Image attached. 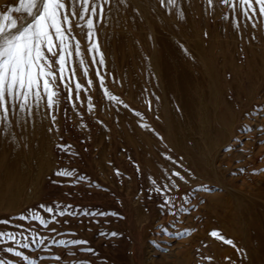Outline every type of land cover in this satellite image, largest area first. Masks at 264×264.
<instances>
[{
	"label": "bare ground",
	"instance_id": "6f19581e",
	"mask_svg": "<svg viewBox=\"0 0 264 264\" xmlns=\"http://www.w3.org/2000/svg\"><path fill=\"white\" fill-rule=\"evenodd\" d=\"M225 8L227 10L222 14ZM17 14V17L21 15ZM209 18L214 21L208 23ZM237 21L239 27L236 26ZM94 30L99 40L96 59L102 52L103 65L92 62L93 53L87 50V29L77 28L73 24V33L81 43L89 68L88 76L85 77L79 64L80 58L73 52L69 67L75 64V77L87 89L81 91L77 98L73 82L74 105L90 117L99 115L101 118H112L110 128L119 134L128 148L134 149L141 161L140 167L147 171L159 170L163 173L165 167H169L178 169L182 174L189 173L186 166L172 157L178 149L187 151L196 181L216 182L224 189L216 195L215 209L221 216L222 212L229 210L230 215L225 218L227 231L231 236L241 237L243 245L241 258L232 264H264V190L257 193H254L257 189L253 193L243 192L223 174L224 154L231 150V146L227 148L225 143V146L220 147L217 127H224L228 142L236 132L233 126L228 129L221 123L227 118L219 115L218 105L223 103L231 109L233 102L228 96L220 99L215 94L217 86L214 82V75L218 72L233 71L236 77L233 81L228 80L229 86L237 91L235 95H238V99L244 93L246 99L243 101L241 98L243 110L254 105L256 95L264 84V71L260 70L264 63V51L257 46L259 42L264 46V16L257 12L253 20L249 21L239 10L233 13L220 0H214L212 6L207 4V0H199L198 5L195 0H176L175 5L167 4V0L164 5H161L160 0H109L105 6L104 19L96 20ZM227 44L230 49H226ZM239 51L245 55L244 59L252 63L253 75L248 83L246 81L247 85L242 91L238 86L242 78L239 77L241 67L237 61ZM97 68L104 76V87L100 86L99 76L95 74ZM88 77L93 80L91 85L87 84ZM258 79L263 80L260 87ZM105 87L124 103L110 100L105 94ZM61 90L64 91L62 86ZM89 96L94 105L91 111L88 109ZM137 112L141 115H136ZM24 115L23 120L19 115H10L11 123L0 124V208L32 202L45 174L53 165L50 114L42 106L39 110L33 109L32 115ZM238 118L239 113L236 116ZM144 124L148 127H143ZM108 134L109 129L105 125L96 131V144L101 146L98 161L102 164L106 161L103 160L105 154L107 159L109 157L106 148L110 146L111 136L108 137ZM165 148L172 152L167 154ZM201 152L206 153L205 156L199 157ZM168 156L172 159L169 160ZM176 179L181 187L193 183L189 180L185 184L179 178ZM163 182H166L165 176ZM189 255L184 254L183 257L189 261Z\"/></svg>",
	"mask_w": 264,
	"mask_h": 264
},
{
	"label": "rangeland",
	"instance_id": "374dc122",
	"mask_svg": "<svg viewBox=\"0 0 264 264\" xmlns=\"http://www.w3.org/2000/svg\"><path fill=\"white\" fill-rule=\"evenodd\" d=\"M18 3L19 0H0V13L7 12L10 8L19 5ZM195 4L198 5L199 0H195ZM226 10L225 8L222 14ZM15 14V12L12 13V15ZM175 16L179 17L178 14H175ZM213 21V18L208 19V23ZM178 28L181 29V27ZM260 37L259 34L258 38L260 39ZM241 42L244 43V41ZM257 46L264 51V46L260 42ZM226 49H230V45L227 44ZM244 58L245 55L239 51L237 61L241 67L239 77H242L238 81L240 90L247 85L250 78H253L252 63ZM262 69L264 71V63L260 66L261 71ZM220 72L214 75V82L217 86L215 94L219 95L220 99L228 96L227 98L234 105L232 104L231 109H229V106L220 103L218 109H222H219L218 112L221 117L225 116L227 118V121L222 120L221 123L223 122L228 129H232L233 126L236 132L231 136L232 140L228 142V135L225 134L224 127H217L218 133L220 132V147L225 146V143L228 144H226L227 148L231 146V150H227L224 154L223 174L225 178L231 179L241 191L253 193L257 189L254 192L257 193L259 190H264V128H262L264 126V84L256 95L254 105L243 110L242 102L246 99L244 93H241L238 99V95H235L237 91L229 86V82L236 77L235 73L231 70ZM262 81V79L257 80L258 86ZM220 85L223 86V89L225 88V91H222ZM60 91L59 109L56 108L54 111L57 118L55 123L52 122L51 115H49V129H52L50 131V151L53 154V165L45 174L40 189L37 190L38 196L36 195L32 202L26 204L0 208V219L18 217L21 213L28 214V210H36L45 219H49L47 226L40 224L39 220H15L16 224L24 225L22 229L11 228L17 233V238L21 239L22 243H31L33 233H39L37 239L39 237L46 238L45 245L47 247L42 245L37 249L35 244H32V247L26 249L21 247L20 250L36 258L39 264H73V262L75 264H184L185 261L188 264H193V261L194 264H199V261L200 264H232L237 258V260L241 258L240 252L242 254L243 250L237 251V249H243L242 238L229 235L227 225H225V218L230 215L229 210H225V213L222 212L221 216L215 209L217 205L216 195L224 191L221 186L216 182L196 181L197 177L192 175L190 180L193 183L181 187L179 194L176 195V200L179 204L180 197L186 192L191 197V205H197V207H193L190 214H181L179 216L180 222L175 224V229L194 228L196 231L180 240L164 234L162 232L163 227H168L169 231L175 230L171 222L177 218L161 207L163 203L162 196L154 191H149L152 188L149 177L156 179L158 183H163V176L171 175L174 169L165 167L164 172L160 173L159 170L147 171L140 167L141 161L134 149L128 148L119 134L110 128L112 118L104 116L101 118L99 115L90 117L88 114H83L79 107H76L67 99L64 91L61 89ZM73 110L78 115H75ZM237 113H239L238 119H236ZM228 121L231 122V125ZM104 125L109 129L108 137L111 136L109 138L111 141L108 144L110 146L106 148L109 157L107 159L105 154L106 157L104 156L103 160L106 159V161L104 160L106 163L102 164L98 161L101 146L96 144L95 138L96 131L98 132ZM249 127L251 131L248 130ZM232 142L233 144H231ZM60 145H68L69 147L61 148ZM124 147L125 149H123ZM164 151L167 154L172 152L168 148H165ZM183 151L179 149L174 151L172 157L184 167L186 166L187 171L192 174L194 170L190 167L191 159L188 152ZM205 154L201 152L198 156L203 157ZM132 161L138 164L139 173L136 167L137 164ZM240 169H244V171L240 172ZM61 170L74 171L76 175L74 177L57 175ZM117 170H119V175H117ZM79 177L85 178L78 179ZM74 179H78L75 184L72 183ZM200 184L209 186L211 191L200 189L198 187ZM194 189L195 191H193ZM140 191H142V195L138 196L137 193L139 194ZM138 203L141 204L142 208H139ZM41 204L53 207L59 205L61 208L65 205H72L73 207L69 209V212L77 211L78 214L76 216L67 214L63 217L57 216L59 221L57 223L50 220L52 214L39 208ZM137 204L138 206H136ZM83 209H88L92 213L103 212L107 215H84L82 214ZM138 209L140 210L138 211ZM141 209L145 210L141 212ZM136 213H139V217L144 219H140L139 214ZM64 221H67V223ZM53 227L57 229L56 232L50 231ZM213 229L220 230L226 239L233 240L235 238L236 240H233L235 247L210 237L209 233ZM21 231L28 237L27 240L20 237L19 233ZM110 232H117L119 235L112 237L108 235ZM53 238L55 240L82 239L87 240L88 244L60 246L52 243ZM157 243H159V247H157ZM10 244L11 242H9ZM221 244L222 246H220ZM9 245H0V258H4L3 249ZM86 247H91L93 252L80 251L81 248ZM187 252L190 254L188 257H191L189 261L187 257H183L184 254H188ZM69 253H74V255H69ZM57 254L62 258L60 261L51 259ZM207 256H211L213 259L207 261L204 259ZM41 257H44V259H41ZM225 257L230 259L226 260ZM7 258L17 260L19 264H26L20 258L15 257L14 253L7 254Z\"/></svg>",
	"mask_w": 264,
	"mask_h": 264
},
{
	"label": "snow or ice",
	"instance_id": "6c2138e0",
	"mask_svg": "<svg viewBox=\"0 0 264 264\" xmlns=\"http://www.w3.org/2000/svg\"><path fill=\"white\" fill-rule=\"evenodd\" d=\"M160 3L164 5L165 0H160ZM175 3L176 0H167L169 5H175ZM213 3L214 0H207L209 6H212ZM220 3L228 6L233 13L239 10L240 14L249 21L253 20L257 12L264 16V0H220ZM108 4L109 0H19L18 7L0 13V124L11 123L10 115H19L23 120L25 119V113L32 115L33 109L39 110L42 106L51 115L52 122L55 123L54 111L61 102V86L67 94V99L73 105L75 104V101L72 100L73 82L77 98H79L81 91L87 89L79 78L75 77V64L73 63L69 67L73 52L80 58L79 64L82 66L85 77L88 76L89 68L81 50V43L73 33V24L75 23L77 28L87 29V50L93 53L92 62L103 65L105 61L102 52H99V59H96L95 53L99 51V40L94 29L96 20L102 21L104 19L105 6ZM13 12L21 15L19 17L14 16L12 15ZM225 18H227V15ZM236 26L239 27L238 21ZM95 74L99 76L100 86L104 87V76L100 74L99 68L96 69ZM92 83L93 80L88 77L87 84L91 85ZM104 91L110 100L124 103L118 96L110 94L106 87ZM91 100L92 98L89 96V111L94 108ZM136 115L139 116L141 113L137 112ZM142 126L148 127L147 124ZM248 130L251 131V128L249 127ZM161 139L163 138L161 137ZM60 147L67 148L69 146L60 145ZM167 158L172 159L170 156ZM137 171H139L138 166ZM239 171L243 172L244 169ZM119 174V170H117V175ZM57 175L74 177L76 173L61 170ZM84 178L79 177L78 179ZM176 178L187 184L192 178V174H182L181 171L173 170L171 175L165 176L166 182L163 183H158L156 179L149 177L152 184L150 191L162 196L163 203L161 207L177 218L171 222L173 229H175V224L180 222L179 216L181 214H190L192 208L197 207V205H191V197L186 192L180 197V203L177 204L176 195L179 194L181 185ZM78 179L72 180V183H77ZM198 187L204 191H211L209 186L204 184H200ZM72 207V205H65L61 208L59 205L53 207L44 204L39 206L44 212L52 214L50 220L57 223H59L57 216L63 217L66 214L76 216L78 214L77 211L69 212ZM82 214L107 215L103 212L92 213L88 209H83ZM16 219L21 221L39 220L40 224L45 226L49 223V219H45L36 210H28V214L21 213L18 217L0 219V226H3L0 227V245H9V242H11L9 246L4 247V258H0V264H19L17 260L7 258L9 253H14L15 257L20 258L26 264H39L36 258L26 254L20 248H30L32 244H35V247L39 249L42 245H45L46 238L39 237L37 239L39 233H33L31 243H22L21 239L17 238V233L11 230V228L22 229L24 227L23 224H16ZM64 222L67 223V221ZM50 231L56 232L57 229L53 227ZM194 231H196L194 228L175 229L173 231H169L168 227L162 228L164 234L174 237L176 240L191 235ZM19 235L24 240L28 239L23 231ZM73 235L75 234L73 233ZM108 235L116 237L119 234L110 232ZM209 235L235 247L234 241L226 239L225 235L218 229H213ZM52 243L60 246H72L87 245L88 241L82 239L55 240L53 238ZM159 246V243H157V247ZM80 251L91 253L93 249L86 247L81 248ZM237 251L242 250L237 249ZM69 255H74V253H69ZM41 259H44V257H41ZM51 259L60 261L62 258L57 254ZM204 259L211 261L213 258L207 256ZM225 259L230 258L225 257Z\"/></svg>",
	"mask_w": 264,
	"mask_h": 264
}]
</instances>
